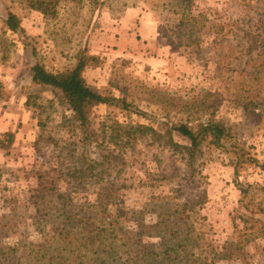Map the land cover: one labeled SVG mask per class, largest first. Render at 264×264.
I'll list each match as a JSON object with an SVG mask.
<instances>
[{
  "label": "rangeland",
  "instance_id": "obj_1",
  "mask_svg": "<svg viewBox=\"0 0 264 264\" xmlns=\"http://www.w3.org/2000/svg\"><path fill=\"white\" fill-rule=\"evenodd\" d=\"M165 1L63 3L58 20H47L20 0H3L26 31V38L6 31L0 15V79L9 88L6 107L16 121L13 149L0 153V224L10 220L11 225H2L8 231L6 241L21 244L13 264H40L43 254L42 264H94L96 233L124 245L138 222L155 223L164 208L191 203L204 191L208 201L196 210L201 217L194 215L201 234L196 255L202 256L201 264H237L216 258L237 236L235 225L244 226L231 154L206 150L195 174L165 139L140 133L131 144L120 130V144H114L110 133L120 123L151 126L164 134L172 124L196 126L213 114L264 163V115L258 116L264 112V0H196L195 14L209 17L198 48L169 45L164 33L173 16L163 10ZM24 40L53 73L72 69L78 50L87 46L104 62L85 71L87 83L145 113L93 109L95 144L88 154L102 171L98 179L72 177L81 166L80 136L65 119L71 111L61 96L33 83V59ZM201 100L206 106L188 111L185 103ZM174 140L187 144L178 135ZM239 182L264 188V171L245 166ZM101 187L114 196L105 211L98 206ZM251 194L256 202L264 201L258 187ZM244 205L250 207L242 212L246 217L264 222V215L250 214L255 208L249 199ZM66 212L74 219L64 221ZM156 242L144 238V243ZM136 249L123 246L119 257L126 260ZM246 251L250 264H264L262 239L249 243Z\"/></svg>",
  "mask_w": 264,
  "mask_h": 264
},
{
  "label": "trees",
  "instance_id": "obj_2",
  "mask_svg": "<svg viewBox=\"0 0 264 264\" xmlns=\"http://www.w3.org/2000/svg\"><path fill=\"white\" fill-rule=\"evenodd\" d=\"M24 8L40 13L47 20H58L60 9L63 3L84 4L85 0H20ZM196 0H166L163 10L173 17L168 19L164 37L167 38L170 46L177 47H195L198 48L201 43V36L207 27L209 17L203 13L195 14L194 5ZM104 5V2L101 3ZM155 9L160 5L155 4ZM0 15L4 22L6 31L12 34L26 38V31L22 27L21 18L3 6V0H0ZM26 40V39H25ZM23 41L24 50L31 52L33 64L31 67V77L35 85L51 89L67 105L71 115L67 123L71 125L74 131L80 136L83 151L80 155L81 166L75 168L71 173L75 180L84 182L89 177L98 179L102 171H98L97 162L89 158L88 149L95 144V133L92 130L91 116L93 109L98 106L115 107L130 111L138 115L146 116L144 112L128 104L126 100L117 98L111 94L105 95L97 89L91 87L84 76L87 69H97L103 65L100 56L92 55L87 46L80 48L75 56V66L64 73H53L46 69L40 62L37 51L30 49L29 44ZM264 57V56H263ZM262 58V57H261ZM262 62V61H261ZM264 65L263 63H261ZM9 88L0 79V102L8 103L10 100ZM31 96L27 97V105H31ZM185 103L188 111L198 110L206 106L205 100ZM208 108V107H206ZM209 112V111H208ZM264 115L259 111L258 116ZM193 123H178L165 127L164 134L158 133L153 127L146 125L123 126L120 123L112 125L111 140L114 144H120V130H124L128 142L132 144L140 133H152L153 136L165 139L178 154L185 159L187 166L196 172L197 161L203 157L206 150L221 149L231 154L232 167L234 169L235 179L241 192L242 200L240 219L244 222L243 229L236 226L237 236L229 242H226L222 251L216 253L217 259H226L237 264H250L246 248L252 241L262 239L264 241V222L254 217H246L243 211L250 210L249 205H244V201L249 199V204L255 209L250 211L251 215H264V201L256 202L251 194L253 187H258L264 191V188L257 185H244L239 182L241 170L245 166H255L264 171V163L256 159L250 147L246 143L236 139L233 129L224 122L215 119L213 114L204 120ZM42 127V126H41ZM178 135L187 144L175 142L174 136ZM15 143V134L12 131L6 132L0 136V150L9 153ZM134 143V142H133ZM196 174V173H195ZM203 179V176L199 173ZM106 188L101 187L98 195V206L105 211L112 204L114 196L105 192ZM207 193L202 192L199 197L191 202L172 207H166L156 217V222L145 224L138 222V229L129 232V237H125L124 245L119 244L118 239L113 241L106 240L102 233L95 234V263L94 264H201L203 258L196 255L200 247V232L194 221V215L201 217L197 208H203L207 203ZM64 221L74 219L69 212L63 213ZM197 218V220H198ZM1 222L3 220H0ZM5 225H11L10 220ZM0 224V264H13L21 249V244L9 243L6 241L8 231L2 229ZM115 227V226H114ZM115 231V230H114ZM116 238L118 235L115 234ZM127 236V235H126ZM145 239L156 240V243H144ZM126 246L128 250H133L128 259L119 257V250ZM138 250V251H137ZM41 253V252H40ZM42 254V253H41ZM40 264L46 259L42 255ZM60 264H66L61 261Z\"/></svg>",
  "mask_w": 264,
  "mask_h": 264
},
{
  "label": "crops",
  "instance_id": "obj_3",
  "mask_svg": "<svg viewBox=\"0 0 264 264\" xmlns=\"http://www.w3.org/2000/svg\"><path fill=\"white\" fill-rule=\"evenodd\" d=\"M133 14H135V16L139 19L140 17L139 13L134 12ZM128 35H130V33ZM15 127H16V121H14L13 118H11L8 109L6 107V103L0 102V136L9 131H12L14 133Z\"/></svg>",
  "mask_w": 264,
  "mask_h": 264
}]
</instances>
